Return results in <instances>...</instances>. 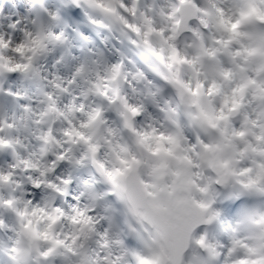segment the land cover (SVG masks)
I'll return each instance as SVG.
<instances>
[{
	"label": "clouds",
	"instance_id": "1",
	"mask_svg": "<svg viewBox=\"0 0 264 264\" xmlns=\"http://www.w3.org/2000/svg\"><path fill=\"white\" fill-rule=\"evenodd\" d=\"M0 264H264V0H0Z\"/></svg>",
	"mask_w": 264,
	"mask_h": 264
}]
</instances>
